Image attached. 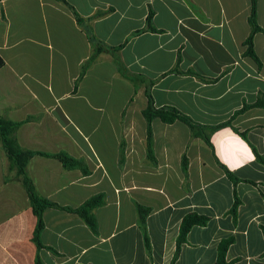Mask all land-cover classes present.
Masks as SVG:
<instances>
[{"label":"crops","instance_id":"obj_1","mask_svg":"<svg viewBox=\"0 0 264 264\" xmlns=\"http://www.w3.org/2000/svg\"><path fill=\"white\" fill-rule=\"evenodd\" d=\"M65 1L85 26L59 0H0V115L24 121L23 148L85 160L89 175L35 155L28 174L40 195L63 208L96 195L106 203L94 211L97 234L77 214L47 209L38 252L37 218L22 185L5 180L0 144V264H36L38 253L44 264H216L229 238L228 264H264V108L253 106L264 100V33L254 35L259 68L244 56L251 0ZM150 11L155 32L146 30ZM257 21L264 29V0ZM86 28L120 47L128 71L154 81L156 108L223 125L212 147L181 121L154 119L150 161L146 85L135 86L103 52L75 86L92 54ZM137 204L150 209L146 232ZM190 213L209 221L190 230L174 260Z\"/></svg>","mask_w":264,"mask_h":264},{"label":"trees","instance_id":"obj_2","mask_svg":"<svg viewBox=\"0 0 264 264\" xmlns=\"http://www.w3.org/2000/svg\"><path fill=\"white\" fill-rule=\"evenodd\" d=\"M59 1L67 5L72 10L76 18V21L80 26L82 27L85 26L86 21L65 0H59ZM103 14L104 13L100 12L95 17H100ZM152 17H153V13L150 11L147 17L146 30L155 32L157 30L152 25ZM248 21L250 25V34L248 38L244 41V46L246 48L244 52V56L250 57L252 60L255 61V63L260 68L262 63L254 49V35L259 32L264 33V29L259 25L257 21V0H251V9H250V15H249ZM86 33L92 45V54L85 62L82 63L80 67V74L75 82V86L76 88L78 87L80 81L84 77L87 70L91 67L96 56L103 52L108 53L112 56L114 62L118 65L120 71L123 74L129 76L134 82L135 86H137L138 84H145L148 103H147L146 108L143 110V116L148 122L147 155L150 161L156 162V158H155L154 150H153V134H152V128H151V123L154 119H160L161 121L167 124H172L176 121H181L189 126V128L192 131V135L194 137L201 138L202 140L206 142V144L212 147L211 146V135L214 131H216L223 125L215 126V127L201 126L195 123L188 116H185L184 114L180 113L175 108H172V107L156 108L154 105L153 98L150 94V89L152 85L154 84V81L148 80L140 75L132 74L130 71H128L127 67L124 65V63L121 61V59L117 55V53L120 50V47L114 48V47L106 46L105 44L97 40L94 37V35H92L91 31H89L87 28H86ZM4 64L5 62L0 56V69L4 66ZM173 71L177 72L178 68L177 67L174 68ZM253 106L264 108V100L260 99ZM23 123L24 121L17 122V121L11 120L6 114L0 115V144L4 150L5 157H6V163H7L5 180L6 181L14 180V181L19 182L22 185V187L27 192L30 205L32 207V211L37 218V224L34 230L33 241L37 246L38 252L41 249L46 247L43 244L41 237H42V232L45 226L43 214L49 208H61L69 212L77 214L88 225V227H90V229L94 233L97 234L99 227H98V222L95 217L94 211L96 208L106 203V199L104 195H96L88 199L83 205L75 209L70 208V207L63 208L59 206L58 204L40 195V193L37 191L33 181L31 180L28 174V164L35 155H41V156L48 157V158L58 159L62 163L64 168L79 169L84 175H89L90 171L88 169V166L85 160L74 158L66 152H59V153L52 154V153L38 152V151H33V150L23 148L19 144L18 136H17L18 131L20 127L23 125ZM242 135L245 137L244 134ZM254 151L256 150L254 149ZM182 166H183V170L186 171L187 166H188L186 156H184L182 159ZM221 167L224 169V171L226 172L230 180L236 183L238 179L234 176V174L230 172L226 167L222 165ZM237 205H238V200L236 199L234 203V210L236 209ZM137 210H138V214L140 218V223L144 229V232H146V218L148 214L150 213V209L137 204ZM208 221H209V218L207 216L200 215L197 213L187 214L183 218L181 225H180L179 235L177 238L176 253H175L174 260L177 259V257L179 256L181 247L186 242L187 235L190 232V230L194 226H205L208 223ZM145 240H146V244L149 246L147 235H145ZM232 241L233 239L229 238V239L223 240L219 244L218 257H217L216 264H228L226 260V253ZM36 264H44V262L40 258L39 253L36 257Z\"/></svg>","mask_w":264,"mask_h":264}]
</instances>
